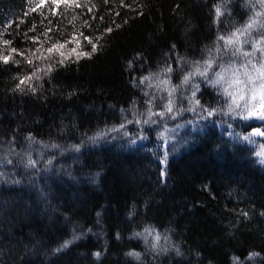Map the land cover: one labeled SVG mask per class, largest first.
<instances>
[{
    "label": "trees",
    "instance_id": "trees-1",
    "mask_svg": "<svg viewBox=\"0 0 264 264\" xmlns=\"http://www.w3.org/2000/svg\"><path fill=\"white\" fill-rule=\"evenodd\" d=\"M257 12L258 0H0V264H264V139L212 83L264 41L256 27L225 43Z\"/></svg>",
    "mask_w": 264,
    "mask_h": 264
},
{
    "label": "snow or ice",
    "instance_id": "snow-or-ice-1",
    "mask_svg": "<svg viewBox=\"0 0 264 264\" xmlns=\"http://www.w3.org/2000/svg\"><path fill=\"white\" fill-rule=\"evenodd\" d=\"M65 2H67V0H65ZM73 2H75V0H73ZM105 2H107V0H105ZM258 2L260 3V5L262 7H264V0H258ZM79 6V5H77ZM34 10V9H33ZM216 15L217 17L223 15V12L220 8V6H217L215 9ZM264 15V12H257L255 13V16L250 18L249 22L245 25L244 28L242 29H237V31L235 33H232L230 37H228L225 40L226 45L228 44H232L234 42L233 38H237L235 42L239 43L238 40V34H244V33H248L250 32V30L254 27H259V28H264V23H262L258 17ZM107 31H111V29H107ZM220 39H225L224 37H221ZM90 44H92V41L89 40L88 41ZM264 41H260L258 43H261ZM5 44L10 43L9 41H5ZM64 45L62 44H54L52 45V47L48 48L47 51L49 53L53 52L54 50L58 49V48H63ZM261 52H264V48L259 49ZM13 52H16V49H12ZM73 52H75V49H72ZM96 51V45L92 44V52ZM21 55H23V53H20ZM63 55V53H61V56ZM83 55L88 56L90 58L91 53H84ZM245 55H251V53H245ZM79 58V56L77 57ZM10 60L9 56H2L0 55V61H2L3 63L7 64ZM14 63H18V61H13ZM27 63L29 65L33 64L32 60H27ZM60 63H63V60L60 61ZM207 67L205 68L204 71H200L199 68L196 69L195 73H189L188 75L184 76L183 78V83H187L189 81V79L193 76V75H200V76H206L208 67L211 66L210 62H206ZM253 69L256 71L257 76L255 78H253L247 71V65H244L245 68V72L243 73V75L247 78L246 80H242L239 78V76H234L235 78L233 79V81L229 84V87H232L233 85H236V92L239 93V98L241 100L245 99V96H247V100L245 101V108L247 109V114L246 115H242V118L245 120L248 119H252V118H256L258 120L264 121V63H262L259 67H256V65L252 66ZM52 70V66L48 65L46 68H39V67H35L33 69L32 75L30 76H25L24 78H18L19 79V84L17 85V90H23L20 86L24 85L26 83V81L30 82L33 77H36L37 79H40V76H37V73H43V74H47L48 72H50ZM165 71L167 72H171L172 69L171 68H167ZM217 77H220L222 79V76L220 73H216ZM145 79H148V77H145ZM259 80V84L257 85L256 81ZM165 83H168L167 81H165ZM213 85L220 83V79H217L216 81L212 82ZM31 91L35 92L36 88L32 87ZM172 91H175V89H172ZM225 92L228 96L232 97V102L233 104L236 103V95H234L232 92H228L227 89H225ZM171 95V93H170ZM193 95H195V93H193ZM199 100L196 101V104H199ZM237 107H239V105H236ZM166 108L168 111H171V100L169 101V104L166 105ZM232 109V105H229V111L231 112ZM217 110L212 109V110H208V115L212 116L215 114ZM253 135H257V136H264V131H262L261 129L257 128L255 129ZM245 140H249V137H244ZM52 147H57L56 145H53ZM77 150H79L77 148ZM257 155L259 156H264V152H260L257 153ZM262 163H264V160L261 161ZM31 164H35L34 161H30ZM49 163H51V161H49ZM145 231H148L147 229ZM151 234V233H149ZM136 235H142L141 233H137ZM160 236L159 234H156L155 236V240L159 241ZM70 242L66 241L63 245H61V248L57 249L56 251H60L62 248H66L68 247V244ZM96 257L100 256V253L97 252L94 254ZM128 255L131 256H135L137 258H139V253L136 252H130L128 253ZM253 255H256L255 253Z\"/></svg>",
    "mask_w": 264,
    "mask_h": 264
},
{
    "label": "rangeland",
    "instance_id": "rangeland-1",
    "mask_svg": "<svg viewBox=\"0 0 264 264\" xmlns=\"http://www.w3.org/2000/svg\"><path fill=\"white\" fill-rule=\"evenodd\" d=\"M256 28V27H254ZM238 40H242L243 34H239ZM262 41V39H256L253 40V42H250L247 44L244 48L243 46H239V51L242 54V59L237 60V62H234L232 64L228 65H221L220 69H218L217 73H220L222 76V79L220 77L215 76V80L220 79V83H218L221 89V98L225 105H232V108L235 110V112L239 114L246 115L247 109L245 108V101L247 100V96H245L244 100H241L239 98V93L236 92V85H233L232 87H229V84L233 81L235 76H239L240 79L246 80L247 78L243 75L245 72L244 65H247V71L248 73L255 78L257 76L256 71L253 69V65H256V67H259L262 63H264V52H261L259 49L264 48V42L258 43ZM245 53H251V55H245ZM203 71V70H202ZM235 73V76H234ZM257 85L259 84V80L256 81ZM225 89H227L228 92H232L234 95H236V103L233 104L232 97L228 96L225 92ZM236 105H239L237 107ZM248 120H254L255 125L253 128H259L262 131H264V121L258 120L256 118L248 119ZM252 128V129H253ZM251 129V131H252ZM264 139V136H262ZM264 152V150H263Z\"/></svg>",
    "mask_w": 264,
    "mask_h": 264
},
{
    "label": "water",
    "instance_id": "water-1",
    "mask_svg": "<svg viewBox=\"0 0 264 264\" xmlns=\"http://www.w3.org/2000/svg\"><path fill=\"white\" fill-rule=\"evenodd\" d=\"M255 129H257V128H253V129H252V132H253V133H254Z\"/></svg>",
    "mask_w": 264,
    "mask_h": 264
}]
</instances>
